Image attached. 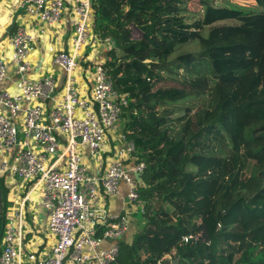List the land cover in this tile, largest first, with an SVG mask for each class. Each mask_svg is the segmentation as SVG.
Segmentation results:
<instances>
[{"label":"trees","instance_id":"obj_1","mask_svg":"<svg viewBox=\"0 0 264 264\" xmlns=\"http://www.w3.org/2000/svg\"><path fill=\"white\" fill-rule=\"evenodd\" d=\"M194 1L206 6L202 0H92L90 31L113 40L104 61L127 99L121 131L146 166L135 230L119 242L115 264L166 258L264 264V64L244 27L264 20V0H245L249 8H204L186 23L183 6ZM223 20L234 23L211 27ZM192 42L200 45L198 54L171 58ZM206 61L209 73L202 71ZM223 147L236 166L216 154ZM238 211L258 216L243 220ZM4 224L2 215L0 242ZM194 232L209 245L181 242Z\"/></svg>","mask_w":264,"mask_h":264},{"label":"built area","instance_id":"obj_2","mask_svg":"<svg viewBox=\"0 0 264 264\" xmlns=\"http://www.w3.org/2000/svg\"><path fill=\"white\" fill-rule=\"evenodd\" d=\"M16 7L44 27L59 25L68 12L73 35L68 51L50 48L53 64L64 73L58 95L52 72L28 76L35 48L26 28L19 27L11 36L10 56L0 55V87L8 79L9 63L19 77L15 92L0 89V180L17 177L34 183L31 190H39L52 241L43 256L26 255L23 202L10 211L0 208L5 219L0 264H115L119 242L130 232L127 210L133 213L141 206L137 187L146 166L135 157L134 143L117 130L127 99L115 89L104 59L93 55L100 46L113 48L114 42L91 33L92 0H19ZM2 32L0 27V38ZM81 63L86 67L80 68ZM37 65L33 70L41 73L42 61ZM77 72L91 83L88 96L78 92ZM116 130L120 135L113 138L112 158L103 169H90L84 157L98 163L105 146L111 153L107 138ZM122 191L127 207L112 214L105 200ZM199 241L200 234L181 238L184 244Z\"/></svg>","mask_w":264,"mask_h":264},{"label":"crops","instance_id":"obj_3","mask_svg":"<svg viewBox=\"0 0 264 264\" xmlns=\"http://www.w3.org/2000/svg\"><path fill=\"white\" fill-rule=\"evenodd\" d=\"M19 0H0V27L4 32L1 33L0 38V55H5V57L10 56L9 40L11 36L19 27H24L31 33L34 37V51L30 57L31 61V72L28 76L38 77L46 72H52L57 80L56 94H60L63 89L64 82V73L59 67L53 64V54L50 52L52 49H63L65 51L69 50L70 38L73 35L72 27L70 25L69 13L65 14L63 21L54 27H44L38 22H34L26 18L23 12L20 9H17V3ZM70 5V4H69ZM71 6L69 7V9ZM43 28L44 33L40 34L39 29ZM133 38V37H132ZM107 47L100 46L95 49L93 55L98 59H104V52ZM97 54V55H96ZM42 61V71H34L38 67L37 63ZM34 67V70H33ZM84 73L77 72V88L78 92L82 96H88V92L91 88V83L88 78L83 77ZM19 81V77L14 75V66L9 63L8 68V79L1 85L0 89L7 88L11 92H15L16 88L14 83ZM14 85V86H13ZM85 93V94H84ZM51 102L46 105V112L48 113L51 109ZM121 123L117 125V128ZM119 130V128H118ZM120 134H123L119 130ZM111 133L108 136V145L112 146V151L109 153L107 150L108 147H104V153L101 154L100 162L96 163L89 159L87 156L84 157L86 164L90 169L95 170L97 168L103 169L107 161H109L113 156V145L114 137L120 135ZM127 139V138H126ZM129 140V139H127ZM130 141V140H129ZM118 145V144H117ZM35 150H38L35 146H32ZM110 149V150H111ZM108 159V160H107ZM2 182V191L0 192V208L5 210L16 209L23 202L24 209V226L23 234L24 238L22 241V248L24 253L30 254L34 253L35 255L43 256L52 246V241L49 238V235L46 231V223L48 213L39 205V190H31L33 182H21L17 177H7L6 179H1ZM123 190V189H122ZM4 203L6 205H4ZM106 206L110 213L117 214L121 213L125 207H127L125 192L122 191L120 196L114 197L112 199L105 200ZM132 208L127 210L130 217V232L127 236L123 238L130 240L131 235L134 233L135 228V219L134 214L132 213ZM7 212V211H6ZM132 213V215H131ZM2 241L0 242L1 246Z\"/></svg>","mask_w":264,"mask_h":264},{"label":"rangeland","instance_id":"obj_4","mask_svg":"<svg viewBox=\"0 0 264 264\" xmlns=\"http://www.w3.org/2000/svg\"><path fill=\"white\" fill-rule=\"evenodd\" d=\"M206 3V6L200 5L198 2H193V3H189L186 4L185 6H183V14L185 16L186 19V23H191L194 20L198 19L201 15H203L204 13V8H209L211 9V11H215V9H225V8H229L230 6H238V7H242V8H249V6L251 5V3L249 1H245V0H202ZM214 23V22H213ZM234 22L232 21H219L216 22L211 26H221V25H231ZM209 27V28H211ZM246 31H247V36L249 38L251 47L253 48V50H255L260 58L262 59V62L264 64V20H261L259 22H254L252 24L246 25L244 26ZM205 34H208V31L205 32ZM132 37L134 40L138 39V33L137 31L133 32ZM108 49H111V47H109ZM90 49H87V52ZM201 50L200 45L197 42H192V43H188L182 46H178L176 48V51L174 53V55L171 58H175L179 55H183L186 53H192V54H198L199 51ZM207 63V68H205V65L202 66V71L203 73H206L208 70L209 73V63L206 61ZM86 65H84L83 63L80 64V68H85ZM191 100V99H189ZM188 103V99L186 100ZM179 113H174V116H178ZM122 123L120 124V126L118 127L119 130H121L122 128ZM117 128V130H118ZM118 130V132H119ZM219 150V149H218ZM220 158H226L227 162L229 160V162L233 165L236 166L237 164V159L232 156L229 153V148H225L223 147L221 150L218 151V153H216ZM222 169L221 168H217L215 169V174L218 177H222ZM238 214L242 215L239 218H242L243 220H248L249 221V217L253 219H255L258 214H252L250 215L251 212L248 211L247 214H244L241 211L237 212ZM243 213V214H242ZM250 223V222H249ZM193 234H200V241H204L203 237L204 234L202 232H194ZM199 241V242H200ZM207 245H209V241H204Z\"/></svg>","mask_w":264,"mask_h":264},{"label":"water","instance_id":"obj_5","mask_svg":"<svg viewBox=\"0 0 264 264\" xmlns=\"http://www.w3.org/2000/svg\"><path fill=\"white\" fill-rule=\"evenodd\" d=\"M136 178L138 179L139 176H136ZM163 264H177V260H170L169 258H166V259L163 261Z\"/></svg>","mask_w":264,"mask_h":264}]
</instances>
